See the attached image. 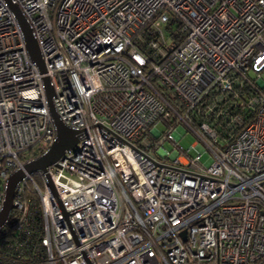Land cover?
Returning <instances> with one entry per match:
<instances>
[{
  "label": "built area",
  "instance_id": "built-area-1",
  "mask_svg": "<svg viewBox=\"0 0 264 264\" xmlns=\"http://www.w3.org/2000/svg\"><path fill=\"white\" fill-rule=\"evenodd\" d=\"M10 1L44 70L0 0V210L24 172L0 264H264V0ZM44 77L78 141L26 172L55 139Z\"/></svg>",
  "mask_w": 264,
  "mask_h": 264
},
{
  "label": "water",
  "instance_id": "water-1",
  "mask_svg": "<svg viewBox=\"0 0 264 264\" xmlns=\"http://www.w3.org/2000/svg\"><path fill=\"white\" fill-rule=\"evenodd\" d=\"M9 3L10 8L12 9L21 32L24 37L25 47L28 52L30 58L36 62L39 69L41 71L44 70L43 61L41 55L38 50V46L34 37L31 34V29L26 22L24 16L22 15L18 6L12 3L10 0H6ZM44 84H45V94L48 101V109L50 115L53 119V125L55 127V139L49 149L37 156L36 158L28 161L24 164V169L26 172H32L35 170H41L45 172L46 167L50 164H53L58 160V158L65 152V150L72 148L78 141V134L75 129H72L59 119L53 104L51 102V95H52V87L48 82V78L44 77ZM24 176V172L22 170H17L9 175L7 179V185L5 190V196L2 204V208L0 210V226L5 222L7 219L9 211L15 206L13 203V196L15 194V186ZM48 185L51 189H53L52 184L47 177Z\"/></svg>",
  "mask_w": 264,
  "mask_h": 264
},
{
  "label": "trees",
  "instance_id": "trees-1",
  "mask_svg": "<svg viewBox=\"0 0 264 264\" xmlns=\"http://www.w3.org/2000/svg\"><path fill=\"white\" fill-rule=\"evenodd\" d=\"M170 31V30H168ZM224 133V131L222 132ZM221 133V134H222ZM32 210L34 211L35 214V218L36 220L34 221V225L35 227L38 226V224H40V214H39V210H38V206L37 203L33 204ZM30 238L33 239V241L36 242V238H37V232H34L33 235H31L29 238H20L19 234L18 236L15 235V237L13 236L12 239H18V243L17 246L15 247V253H18V257H16L17 262H23L24 260L29 261V260H38L39 254L37 251H35L34 248H32L31 244L32 242L30 241ZM37 246V243H36ZM36 254H38V257H36ZM25 255V256H24ZM5 257V256H4ZM11 257H5V260H10Z\"/></svg>",
  "mask_w": 264,
  "mask_h": 264
},
{
  "label": "rangeland",
  "instance_id": "rangeland-1",
  "mask_svg": "<svg viewBox=\"0 0 264 264\" xmlns=\"http://www.w3.org/2000/svg\"><path fill=\"white\" fill-rule=\"evenodd\" d=\"M175 26H176V23L173 24V28L175 29ZM169 33L170 31L168 30H165V35L166 37H169ZM157 129L160 131L163 130V126L158 124L157 125ZM171 135L173 136V140L179 145L181 146L182 148L186 149L187 147H189L193 141H194V138L193 136L190 134V132L186 131L184 129L183 126H180L178 125L177 127H175L171 132ZM163 146L166 148V149H169L170 146H171V143H169V141H165L163 143ZM195 149L192 148L190 149V152L193 154L195 151ZM201 161H208L210 160V155L208 154L207 151H204L201 153Z\"/></svg>",
  "mask_w": 264,
  "mask_h": 264
}]
</instances>
